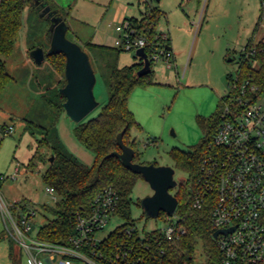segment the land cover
<instances>
[{
  "label": "rangeland",
  "instance_id": "374dc122",
  "mask_svg": "<svg viewBox=\"0 0 264 264\" xmlns=\"http://www.w3.org/2000/svg\"><path fill=\"white\" fill-rule=\"evenodd\" d=\"M48 1L57 6L60 13L63 10L67 14L65 35L88 54L95 74L93 95L97 106L81 121L97 115L109 95L105 74L97 69L86 43L97 42L121 49L117 66L140 62L134 49L124 50L114 45L116 39L122 38V21L130 17L140 19L151 7L161 10L156 29L171 38L175 61L170 68L161 60L152 62L153 83L136 86L131 91L127 105L139 127H132L129 132L136 140L140 163L171 166L177 183L184 180L186 173L173 167L169 151L172 148L188 150L198 143L202 131L196 117H208L218 109L219 98L228 94L231 79L237 75L239 55L247 41L264 40L261 0ZM49 23L35 7L25 5L12 54L6 59L11 80L0 94V176L3 177L0 197L7 203L23 200L36 211L28 232L30 238H35L39 227L51 218L42 207L53 206L58 198L56 193L45 190L41 179L51 156L49 148L38 147L43 128L53 127L63 147L81 162L91 164L93 159V154L74 136L76 123L55 107L59 102L58 88L65 83L63 78L47 59L36 64L30 56L34 47L47 50ZM137 33L141 35L142 30ZM229 56L231 60H227ZM101 59L103 64L109 62L106 56ZM33 155L34 164H28ZM151 193L149 184L139 178L130 192L129 218H111L99 236L103 237L123 222L135 225L140 231L164 227L167 215L148 217L139 204L140 198ZM192 262L207 264L199 243ZM0 264H29L24 248L8 236L1 213ZM75 264L86 263L77 261Z\"/></svg>",
  "mask_w": 264,
  "mask_h": 264
},
{
  "label": "trees",
  "instance_id": "16d2710c",
  "mask_svg": "<svg viewBox=\"0 0 264 264\" xmlns=\"http://www.w3.org/2000/svg\"><path fill=\"white\" fill-rule=\"evenodd\" d=\"M33 0H0V94L4 86L11 80L6 70V59L12 54L17 34L21 28L22 11ZM52 9L65 19L66 13L59 12L58 7L47 0ZM161 10L151 7L150 10L137 19L124 18L136 32L142 30V36L152 40L158 30L157 21ZM257 25V23H256ZM94 56L97 69L105 74V84L108 99L94 117L76 123L73 133L76 140L93 154L91 164H85L68 152L60 142L54 128H43V137L37 140L38 147L44 145L50 150L52 160L47 159V165L41 173V179L46 186L53 188L58 196L53 206L44 205L42 210L51 218L37 231L40 240L63 244L74 232L76 214L88 213L96 193L104 188L112 189L118 197L114 214L120 219L129 218L130 192L136 181L141 178L126 169L115 156H106L112 151H119L116 145V135L124 130L122 141L134 151L133 162L137 160L136 140L131 137L130 129L139 127L127 102L131 91L136 86L152 84V70L137 77L136 71L142 63L117 66L118 51L108 45L87 42ZM167 47L170 38L167 35ZM170 49V48H169ZM171 50V49H170ZM101 56H106L109 62L101 63ZM49 65L63 77V54L46 55ZM239 65L235 79H231V87L227 95L219 98L218 109L210 116H197L196 123L202 131V137L188 150L172 148L169 156L173 167L186 173V178L172 188V194L177 199V206L172 215L159 212L158 216L176 217L177 226L184 231L178 233L172 240H165L157 231L144 232L141 240L137 233L126 234L125 229L131 223L123 222L107 233L104 238L109 247L114 245L130 248L136 264H193L192 258L197 244L207 264H220V253L216 240L212 237L213 228L210 221L212 195L202 199L200 207L193 206L194 197L203 189L204 168L210 158L215 156L217 148L212 140L220 119L221 108L237 91L238 85L247 82L255 85L257 93L264 90V40L253 42L249 39L239 55ZM100 62V64H99ZM152 63V62H151ZM150 63V65H151ZM151 68V67H150ZM59 102L55 104L58 111L63 110L61 103L64 97L58 93ZM33 155L28 164H34ZM41 161V157H39ZM143 164V163H142ZM156 164V163H154ZM170 190V192H171ZM27 204L20 200L11 206L16 214L18 210H26Z\"/></svg>",
  "mask_w": 264,
  "mask_h": 264
},
{
  "label": "built area",
  "instance_id": "2783aa9c",
  "mask_svg": "<svg viewBox=\"0 0 264 264\" xmlns=\"http://www.w3.org/2000/svg\"><path fill=\"white\" fill-rule=\"evenodd\" d=\"M261 6L264 13V0ZM121 25L122 38L116 39L114 45L124 50L142 47L150 63L161 60L168 68L172 66L173 53L166 45L167 33L158 31L149 41L126 21ZM257 91L255 85L241 82L231 102L223 104L212 140L217 154L205 166L203 189L193 201V206L200 207L202 199L212 195L213 232L232 228L214 238L220 264H264V90ZM45 190L54 192L50 186ZM117 200V194L110 188L96 193L90 211L76 214L74 232L63 244L40 240L38 230L35 238H30L28 232L36 211L27 207L15 214L11 206L17 200L7 203L0 197V213L8 236L24 248L29 264H75L77 261L136 264L130 248L109 247L104 240L107 234L99 236L110 219L117 217L114 214ZM135 231L139 240L144 232L157 231L170 241L184 230L172 216L162 228L140 231L132 224L125 229L126 234Z\"/></svg>",
  "mask_w": 264,
  "mask_h": 264
},
{
  "label": "water",
  "instance_id": "95a60500",
  "mask_svg": "<svg viewBox=\"0 0 264 264\" xmlns=\"http://www.w3.org/2000/svg\"><path fill=\"white\" fill-rule=\"evenodd\" d=\"M159 1V0H155ZM31 5L39 11L41 16L49 19L48 34L46 37L48 48L34 47L30 56L36 64H40L46 55L63 54L65 83L58 88V92L64 97L62 109L66 116L75 123L80 122L92 109L97 106L93 95L95 74L91 66L88 54L74 41L66 37L67 24L56 9H52L47 0H33ZM168 49L170 47H167ZM136 57L141 60V67L136 71V76L141 77L150 72V62L142 47L134 50ZM229 56L227 60H231ZM121 130L116 135V145L119 151H112L106 156H115L120 163L133 173L140 174L150 186L152 193L139 200L143 213L155 218L159 212L173 214L177 206V199L170 192L177 185L173 178L174 169L171 166L156 165L154 163H136L132 161L134 151L124 144ZM52 156L49 157V161ZM229 229H218L212 233L215 238L218 233H226Z\"/></svg>",
  "mask_w": 264,
  "mask_h": 264
},
{
  "label": "crops",
  "instance_id": "0c3cea01",
  "mask_svg": "<svg viewBox=\"0 0 264 264\" xmlns=\"http://www.w3.org/2000/svg\"><path fill=\"white\" fill-rule=\"evenodd\" d=\"M121 22V21H120ZM168 34V33H167ZM169 36V35H168ZM170 38V37H169ZM96 44H100V45H105V44H101V43H97V42H95ZM170 49H171V51H172V53H173V61H175V55H174V52H173V50H172V45H171V38H170ZM132 112V111H131ZM13 201H16V200H13Z\"/></svg>",
  "mask_w": 264,
  "mask_h": 264
}]
</instances>
